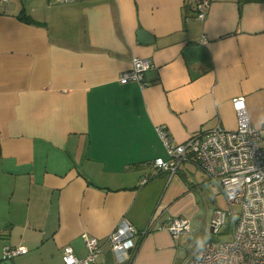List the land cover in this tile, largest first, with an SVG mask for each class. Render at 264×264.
I'll return each instance as SVG.
<instances>
[{"label": "crops", "instance_id": "obj_1", "mask_svg": "<svg viewBox=\"0 0 264 264\" xmlns=\"http://www.w3.org/2000/svg\"><path fill=\"white\" fill-rule=\"evenodd\" d=\"M191 1L0 3V260L22 245L12 264H65V246L86 255L87 233L93 264H184L206 241L187 247L200 192L217 185L190 159L172 175L144 163L168 158L160 127L172 144L235 129L236 96L264 127V0H211L203 20ZM134 57L151 61L144 85L119 82ZM154 215L118 261L108 234ZM172 217L190 231L157 228Z\"/></svg>", "mask_w": 264, "mask_h": 264}, {"label": "built area", "instance_id": "obj_2", "mask_svg": "<svg viewBox=\"0 0 264 264\" xmlns=\"http://www.w3.org/2000/svg\"><path fill=\"white\" fill-rule=\"evenodd\" d=\"M5 0H0V3ZM54 3H67L74 0H48ZM211 0H192L190 9L195 18L203 20ZM152 66L147 58L134 57L129 70L119 76L120 83L137 81L144 85V72ZM232 105L237 114L238 124L235 129L226 130L214 127L206 132L189 136L179 144H172L164 129L158 133L168 153V158H156L145 162V166H154L159 170L174 174L181 163L191 160L217 185L228 206L238 204L240 212L234 216L229 211L215 210L210 221L212 232L219 233L226 222L227 215L232 217V230L229 240H206L196 249L184 264H264V127L252 125L243 96L232 98ZM147 177L140 179L146 183ZM156 215L148 225L138 231L127 219H121L108 234L107 242L118 261L128 257V249L134 248L132 238L140 234L145 236L152 230ZM191 220L187 217H172L167 224L157 228L166 229L172 237L189 232ZM86 255L78 258L70 246L63 248L65 264H93L101 251L98 238L87 233L82 235ZM27 252V248L8 246L3 248L2 259L11 260Z\"/></svg>", "mask_w": 264, "mask_h": 264}, {"label": "rangeland", "instance_id": "obj_3", "mask_svg": "<svg viewBox=\"0 0 264 264\" xmlns=\"http://www.w3.org/2000/svg\"><path fill=\"white\" fill-rule=\"evenodd\" d=\"M259 144L264 146V140ZM200 193L202 194L200 195L201 202L199 204L200 212L197 217V227L194 228L193 232L190 234L189 245L191 244V239L192 244L190 246L193 244L195 246L201 245L208 239L216 241L229 240L232 230V217L230 215H227L226 222L221 226L219 233L209 231V228L206 225V219L208 221L215 210L229 211L230 208L234 212V216H237L240 212V206L238 204L228 206L223 195L219 192H214L213 190H207Z\"/></svg>", "mask_w": 264, "mask_h": 264}, {"label": "water", "instance_id": "obj_4", "mask_svg": "<svg viewBox=\"0 0 264 264\" xmlns=\"http://www.w3.org/2000/svg\"><path fill=\"white\" fill-rule=\"evenodd\" d=\"M190 226H191V225H190ZM210 232H212L211 229H210ZM192 237H193V236H192ZM191 244H192V239H191ZM191 244H190V245H191ZM190 245H189V246H190ZM189 246H187V247H189ZM186 249H187V248H186ZM187 250H188V249H187ZM130 251H131V249H128V252H130ZM193 252H194V251H193ZM189 253H190V255L192 254V252H189ZM190 255H189V256H190ZM186 260H187V259H186ZM186 260H185V261H186ZM185 261H184V262H185ZM0 264H12V263H11V260H3V259H2V260H0Z\"/></svg>", "mask_w": 264, "mask_h": 264}]
</instances>
